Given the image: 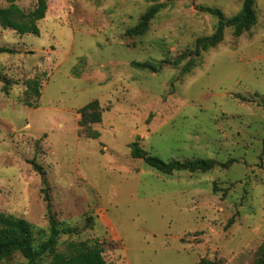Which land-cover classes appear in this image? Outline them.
Wrapping results in <instances>:
<instances>
[{
	"label": "rangeland",
	"instance_id": "1",
	"mask_svg": "<svg viewBox=\"0 0 264 264\" xmlns=\"http://www.w3.org/2000/svg\"><path fill=\"white\" fill-rule=\"evenodd\" d=\"M39 35L0 26V213L26 221L33 247L60 232L38 264L68 243H97L105 264H260L264 257V0L256 23L159 72L211 36L244 0H46ZM29 12L36 0H16ZM0 0V9L8 7ZM141 36H128L152 7ZM96 101L101 122L81 127ZM95 132L98 138H88ZM229 169L164 175L131 155ZM215 188V189H214ZM1 264H27L18 252Z\"/></svg>",
	"mask_w": 264,
	"mask_h": 264
},
{
	"label": "trees",
	"instance_id": "2",
	"mask_svg": "<svg viewBox=\"0 0 264 264\" xmlns=\"http://www.w3.org/2000/svg\"><path fill=\"white\" fill-rule=\"evenodd\" d=\"M9 5L0 9V26L4 29H10L19 35L33 34L39 35L37 23L44 19L47 11L46 0H36L35 8L26 12L20 9L15 3L16 0H7ZM151 3L175 0H148ZM255 0H244L241 11L232 18H225L217 9L200 7L199 11L207 13L217 18L218 23L215 32L208 37H202L196 40L195 47L192 52L179 57L175 62L163 61L158 63H132L131 66L140 70H150L159 72L164 65L178 66L187 60L180 76L188 74L195 66V59L199 57L201 51L216 47L221 43L225 29L234 28L236 35L249 31L256 23V16L253 9ZM158 6L150 7L146 13L140 18L138 25L127 32L128 36H141L147 30L149 22L158 13ZM11 54L12 50L0 48V54ZM81 116L79 125L86 127L91 124L101 122V113L96 101L88 104L79 110ZM88 138L96 139L98 134L92 132ZM131 155L134 159L142 160L148 167L164 174L172 175L175 172L189 173H206L217 167L229 169L235 163L230 160L225 164H219L213 160H192V161H173L164 162L158 157L147 154L137 144L131 145ZM215 189V188H214ZM50 219V236L48 240L41 244L38 248L33 247V233L31 226L24 220L16 219L12 216H6L0 213V264L10 257L13 253H20L27 264H38L41 259L50 251L52 246L58 239L60 232L56 229L55 221L49 212ZM48 264H105L103 258V250L97 244L92 245L85 242L68 243L63 252H55ZM199 264H214L208 261H201ZM260 264H264V257Z\"/></svg>",
	"mask_w": 264,
	"mask_h": 264
}]
</instances>
